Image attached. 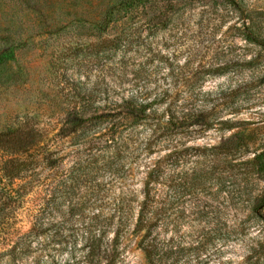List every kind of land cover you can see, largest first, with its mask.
<instances>
[{
	"label": "rangeland",
	"instance_id": "374dc122",
	"mask_svg": "<svg viewBox=\"0 0 264 264\" xmlns=\"http://www.w3.org/2000/svg\"><path fill=\"white\" fill-rule=\"evenodd\" d=\"M121 1L0 0V53L11 56L0 66V132L25 117L53 125L85 87L109 99L164 94L158 111L192 124L173 139L191 151L162 188L164 264H264V173L250 165L264 151V49L242 37L246 20L264 32V0H236L240 10L225 0H140L128 15ZM159 149L152 157L172 150ZM89 220L62 223L61 237L51 228L50 245L36 252L33 240L20 264H80ZM132 228L117 264H147Z\"/></svg>",
	"mask_w": 264,
	"mask_h": 264
},
{
	"label": "trees",
	"instance_id": "16d2710c",
	"mask_svg": "<svg viewBox=\"0 0 264 264\" xmlns=\"http://www.w3.org/2000/svg\"><path fill=\"white\" fill-rule=\"evenodd\" d=\"M139 1H121L117 7L128 15ZM225 1L240 10L236 0ZM242 27V37L264 49L262 28L249 20ZM9 56L0 53V66ZM164 99L143 89L109 99L85 87L68 95V110L53 125L25 117L0 132V239L6 241L0 248L8 255L6 264H20L33 240H38L36 252L43 251L50 245V229L57 227L61 237L62 223L72 219H90L82 237V264H117L131 224L147 264H164L167 247L157 230L164 211L162 188L172 181L169 167L178 155L191 151L177 149L173 139L192 125L186 113L169 107L158 111ZM163 147L172 150L152 157ZM250 165L264 173V151ZM191 186L185 181V188ZM168 201L172 207L174 198ZM51 219H60L57 226Z\"/></svg>",
	"mask_w": 264,
	"mask_h": 264
}]
</instances>
